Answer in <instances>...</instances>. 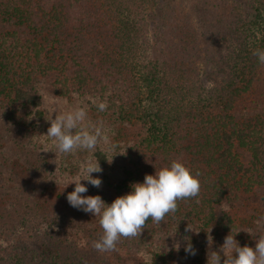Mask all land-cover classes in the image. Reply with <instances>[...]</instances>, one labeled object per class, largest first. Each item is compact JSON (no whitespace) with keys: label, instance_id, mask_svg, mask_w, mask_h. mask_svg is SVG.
<instances>
[{"label":"trees","instance_id":"obj_1","mask_svg":"<svg viewBox=\"0 0 264 264\" xmlns=\"http://www.w3.org/2000/svg\"><path fill=\"white\" fill-rule=\"evenodd\" d=\"M190 1L185 10L166 0H0V119L20 123L23 136L0 144V264H181L177 229L207 244L210 235L212 251L230 233L241 243V230L249 242L264 235V63L253 54L264 50V0ZM212 40L227 48L203 80L199 46ZM38 78L60 104L84 101L123 125L120 164L105 151L92 156L120 166L122 180L104 176L99 188L82 180L83 195L111 204L180 161L200 173L199 196L160 225L149 219L116 251L95 250L99 217L67 201L80 172L56 174V156L45 155L53 144H25L33 138L23 129L36 133L47 118ZM155 249H169L168 261Z\"/></svg>","mask_w":264,"mask_h":264},{"label":"clouds","instance_id":"obj_2","mask_svg":"<svg viewBox=\"0 0 264 264\" xmlns=\"http://www.w3.org/2000/svg\"><path fill=\"white\" fill-rule=\"evenodd\" d=\"M253 54L258 57L260 63H264V50L257 49ZM97 107L99 111H106L108 105L105 101L98 103ZM49 120L51 125L46 136L53 140L57 152L61 154H71L77 150L94 152L101 143L110 151L116 148V145L111 143L110 130L105 128L102 122L86 123L88 114L84 107L59 113L55 119ZM101 172L98 160L83 163L80 169L82 178L68 183H74L75 188L67 195L70 206L99 217L103 235L98 241L93 242V248L101 253L116 251L121 238L139 237L149 219L160 225L168 215L175 214L178 202L197 198L201 191L200 173H193L184 163L173 161L170 166L161 168L154 175L146 174L142 183L132 185L130 193L119 196L111 204H107L100 195H83L88 188L81 181H87L99 188L102 180L93 177L92 174ZM185 231L196 230L188 224ZM186 240L188 242L185 245V252L195 255L196 250L190 240L188 238ZM208 244V264H221V253L223 264H264V235L258 236L255 248L247 245L241 247L231 233L225 237L219 251L211 250L210 235ZM175 247L178 251L179 244Z\"/></svg>","mask_w":264,"mask_h":264},{"label":"rangeland","instance_id":"obj_3","mask_svg":"<svg viewBox=\"0 0 264 264\" xmlns=\"http://www.w3.org/2000/svg\"><path fill=\"white\" fill-rule=\"evenodd\" d=\"M169 2L170 4L173 2L174 8L177 6L185 10H188L191 4L190 0H173V1L166 0V3H169ZM162 3H165V0H162ZM199 47H200L199 51L202 50L203 55H201V58L198 59V64H199V68L201 69V71H203V73L201 72L200 73L204 74V76H202V79L206 80L207 77H205L206 76L205 72H209V71L218 72V69H217L218 66L215 65V63L219 62V54L220 52H224L226 50L227 45H226V42L224 41L222 42L220 41V43H217V41L212 40L211 44L209 42H203L200 44ZM204 49H206V52H204ZM207 56H209L211 60H209V57ZM48 83L49 81L43 78H38L37 83H36L38 92L44 97V100H45L44 102H46L45 108L47 111V118L43 122L42 127L40 129L38 128L36 129L37 131L36 133L33 131H27L26 129H23V132L25 133V135L33 138V140L29 138L26 139L25 144H38L37 146H41L42 144H51L52 146L53 144V146H55L53 140L49 141V139L46 136L47 130L51 125V122L49 119L51 118L55 119L57 114L70 111L76 107H84L86 108L87 114H88V120L86 123L99 124L102 122L105 128L110 130L109 135H110L111 143L115 144L116 148L110 151L108 150V147L106 145L101 143L100 145L97 146L94 152H90L87 150H77L76 152L71 153V154H60V155L55 150H52L49 153L50 155H48L47 152H44V153H47L45 154L47 157L56 156V160H58L56 164L57 166L60 165L59 169L56 168L55 170L56 174L60 172L61 173L64 172L67 174L79 173L81 169V165L88 160H92V156L94 153L101 152V151H105L107 154L113 155V160L120 164V161H118L117 158L119 157V155L125 154L126 153L125 148L128 147V145L124 143L123 137L121 138L119 134V132L123 129V125L120 122L119 123L115 122L113 119H110L107 117H101L95 112H92L91 109L86 105L84 101L69 102L65 105L60 104L55 99H53L51 93H49ZM207 84H210V81H208L206 85ZM18 126L21 127V124L19 123ZM18 126L15 123H11L10 125H8L0 119V144H3L5 140L8 144H18V142H20V139L23 137L22 135H18L19 131H15V128ZM49 161L50 160H45L44 162L49 163ZM73 166H75L77 169H74ZM100 167L102 168V172L93 173L92 175L93 177L94 176L99 177L102 180L101 186L106 184L105 181L103 182L104 176H107L108 180H110L111 182L117 181V179L122 180V178L119 177L120 171H121L120 166L117 167L115 164H110V165H104ZM45 168L48 172H50L51 166H45ZM65 168L67 171H64ZM75 170H78V171L74 172ZM213 232H214V237H216V234H218L216 229H214ZM245 233L247 232L244 230H241V234L239 235L240 238L244 236L243 237L244 243H241L240 241H238L236 236H235V239L238 241L241 247L247 245L249 247L255 248L254 244H256V241H255L256 237L252 236L249 242L248 239L245 237L246 236ZM175 234L178 240L177 244H179V248L181 249L180 252H182V254L185 256L184 257L185 261L183 263H182V260L179 261L181 262V264H193L195 261H199L200 257L205 260H208L209 244H207L206 242L200 241V236L194 235V234H197L196 232L191 233L192 235H190L189 233H184V231H182L181 229H177L175 230ZM187 238L190 240L193 248L196 250L195 258L190 257L191 254H187L185 252V245L188 242V240H186ZM241 244H245V245H241ZM210 247L212 250L214 247L213 243L211 244ZM141 248L144 251V245ZM173 250H177L175 245H174ZM169 252H170L169 249H164V255H162L163 254L162 251H157V249H155L153 255L155 256L156 254H158L159 260L168 261L167 258L169 255H171L169 254Z\"/></svg>","mask_w":264,"mask_h":264}]
</instances>
